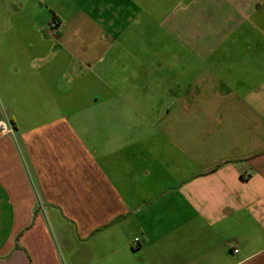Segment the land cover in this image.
Returning a JSON list of instances; mask_svg holds the SVG:
<instances>
[{
	"label": "crops",
	"instance_id": "obj_1",
	"mask_svg": "<svg viewBox=\"0 0 264 264\" xmlns=\"http://www.w3.org/2000/svg\"><path fill=\"white\" fill-rule=\"evenodd\" d=\"M80 6L0 0V264H264V0Z\"/></svg>",
	"mask_w": 264,
	"mask_h": 264
},
{
	"label": "rangeland",
	"instance_id": "obj_2",
	"mask_svg": "<svg viewBox=\"0 0 264 264\" xmlns=\"http://www.w3.org/2000/svg\"><path fill=\"white\" fill-rule=\"evenodd\" d=\"M76 2H78L82 7H89V6L98 5L101 2V0H76ZM82 7L80 9H82ZM43 9L48 10V7L46 5H44ZM87 10H91V9L87 8ZM96 10L98 11V9H96ZM97 11L92 12L89 15L96 22L100 21V17H101V15ZM53 20L54 19L52 18V16L49 15L47 22L49 21L48 23H51Z\"/></svg>",
	"mask_w": 264,
	"mask_h": 264
},
{
	"label": "built area",
	"instance_id": "obj_3",
	"mask_svg": "<svg viewBox=\"0 0 264 264\" xmlns=\"http://www.w3.org/2000/svg\"><path fill=\"white\" fill-rule=\"evenodd\" d=\"M51 25L52 26L56 25V21L53 20L51 22ZM0 131H2V132H12L13 128L11 126H8L5 121L0 119ZM136 240H138V238H136Z\"/></svg>",
	"mask_w": 264,
	"mask_h": 264
}]
</instances>
